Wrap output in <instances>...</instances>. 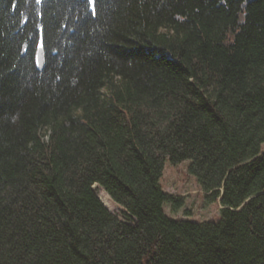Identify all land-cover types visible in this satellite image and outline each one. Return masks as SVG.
Here are the masks:
<instances>
[{
  "label": "trees",
  "instance_id": "16d2710c",
  "mask_svg": "<svg viewBox=\"0 0 264 264\" xmlns=\"http://www.w3.org/2000/svg\"><path fill=\"white\" fill-rule=\"evenodd\" d=\"M263 147L264 0H0V264H264Z\"/></svg>",
  "mask_w": 264,
  "mask_h": 264
},
{
  "label": "rangeland",
  "instance_id": "374dc122",
  "mask_svg": "<svg viewBox=\"0 0 264 264\" xmlns=\"http://www.w3.org/2000/svg\"><path fill=\"white\" fill-rule=\"evenodd\" d=\"M189 164V160L178 165H173L169 161L166 162L164 174L161 178L162 185L169 192L186 195L185 203L179 210L174 212L171 211L169 206H166L167 213L174 217L194 221L218 220L221 216L220 201L209 202L206 199V193L197 177L188 169ZM95 187L106 206L113 212L118 211L119 206L110 198L108 193L98 185H95Z\"/></svg>",
  "mask_w": 264,
  "mask_h": 264
},
{
  "label": "water",
  "instance_id": "95a60500",
  "mask_svg": "<svg viewBox=\"0 0 264 264\" xmlns=\"http://www.w3.org/2000/svg\"><path fill=\"white\" fill-rule=\"evenodd\" d=\"M36 62L39 69H42L45 65V53L43 46H40L37 50Z\"/></svg>",
  "mask_w": 264,
  "mask_h": 264
}]
</instances>
